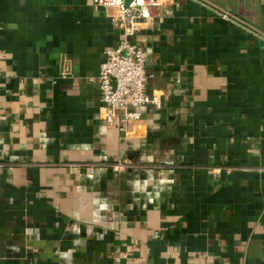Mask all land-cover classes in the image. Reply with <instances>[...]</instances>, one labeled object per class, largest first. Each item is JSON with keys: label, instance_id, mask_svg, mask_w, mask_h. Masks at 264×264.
I'll use <instances>...</instances> for the list:
<instances>
[{"label": "crops", "instance_id": "0c3cea01", "mask_svg": "<svg viewBox=\"0 0 264 264\" xmlns=\"http://www.w3.org/2000/svg\"><path fill=\"white\" fill-rule=\"evenodd\" d=\"M158 3L162 106L123 128L97 82L116 10L0 0V264H264V0Z\"/></svg>", "mask_w": 264, "mask_h": 264}, {"label": "built area", "instance_id": "2783aa9c", "mask_svg": "<svg viewBox=\"0 0 264 264\" xmlns=\"http://www.w3.org/2000/svg\"><path fill=\"white\" fill-rule=\"evenodd\" d=\"M92 2L97 7L116 10L113 20L123 33V40L105 51L97 82L101 90L103 123L109 127L120 125L126 128L141 120L140 109L162 106L159 98L147 93L146 55L137 40L141 26L152 18L151 10L159 3L158 0H130L128 5L126 0ZM222 17L228 19V15ZM114 166L122 171L128 164L122 161ZM82 167L92 173L97 165Z\"/></svg>", "mask_w": 264, "mask_h": 264}, {"label": "water", "instance_id": "95a60500", "mask_svg": "<svg viewBox=\"0 0 264 264\" xmlns=\"http://www.w3.org/2000/svg\"><path fill=\"white\" fill-rule=\"evenodd\" d=\"M130 3V0H126V5H128Z\"/></svg>", "mask_w": 264, "mask_h": 264}]
</instances>
